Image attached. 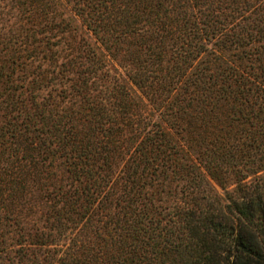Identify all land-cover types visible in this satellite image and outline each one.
<instances>
[{
  "label": "trees",
  "instance_id": "16d2710c",
  "mask_svg": "<svg viewBox=\"0 0 264 264\" xmlns=\"http://www.w3.org/2000/svg\"><path fill=\"white\" fill-rule=\"evenodd\" d=\"M64 1L166 127L56 0H0V226L40 204L14 264H264V0Z\"/></svg>",
  "mask_w": 264,
  "mask_h": 264
},
{
  "label": "rangeland",
  "instance_id": "374dc122",
  "mask_svg": "<svg viewBox=\"0 0 264 264\" xmlns=\"http://www.w3.org/2000/svg\"><path fill=\"white\" fill-rule=\"evenodd\" d=\"M56 6L59 9V11L62 13V15L69 19L71 22V26L74 27L76 31V36H81L83 40H85L90 47L93 48V50L96 52V54L99 56V58L103 62L102 69H106L115 76L118 77V79L121 82H124L125 87L129 91V93L135 98V100L138 102L141 109L146 113L151 119L160 121V117L155 111V109L150 105V103L147 101V99L144 97V95L140 92V90L125 76L122 67L117 63V61L112 58L110 53L105 49L103 44L100 42V40L93 34L90 29L86 27V25L82 22L81 18L71 9L70 4L65 2L64 0H56ZM0 115V125L4 122V118ZM19 117V116H18ZM20 119V118H19ZM18 119V120H19ZM17 120V121H18ZM164 127L165 124L160 121ZM168 131L171 133L175 139H177V142L181 144V141L178 139V137L175 136L171 132V130L168 129ZM184 150L187 156H189L193 162L197 163L194 159V156L189 153L187 148H185L184 145L181 146ZM197 166V164H196ZM199 171L205 176L211 187L213 188V191L220 197V199H224L225 191L229 190L230 187L233 185L231 182L232 177L230 178L229 175L221 182L216 181L215 179L211 178L207 175L205 170L202 168L201 165L197 166ZM249 177V176H248ZM247 177V178H248ZM184 187L181 180H171L168 182V185L164 188L167 189V192L162 191L158 192L156 196H159L160 200H154L153 203L158 208H161L159 212H161V216H164L163 218L170 217L173 218V213L177 209V207H180L182 204V200L184 198V195L181 194L180 189ZM38 194L36 192H30L29 198L26 200L25 203H23L21 206L17 207V210L19 212V220L20 224L18 225H10L5 226L6 230L4 231L3 227L0 226V264H14L16 256L13 255V249L17 248L20 244H25L24 247L21 248H34L35 246L32 244L27 243V241H23L25 238L23 235L19 236V233L24 230H26L28 227L35 226L39 223L38 221V214L40 212V204L38 201ZM34 224V225H32ZM31 231V229H30ZM74 229L69 233V237L71 236H78L77 232L73 234ZM32 232V231H31ZM80 232H82L80 230ZM68 243L66 241L65 244L60 245V243H57L56 245L52 244L49 245V249H53L54 256L56 257L59 253H61L62 249L65 247V245ZM27 246V247H25ZM4 247V248H3ZM11 248V251H9ZM25 252H29V249H24ZM43 246L39 247L37 253H39V257H41ZM36 253V254H37Z\"/></svg>",
  "mask_w": 264,
  "mask_h": 264
}]
</instances>
